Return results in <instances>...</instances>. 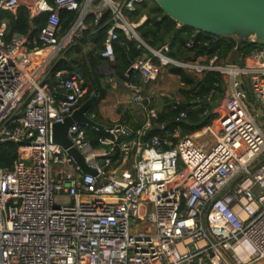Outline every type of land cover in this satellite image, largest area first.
Masks as SVG:
<instances>
[{
    "label": "built area",
    "instance_id": "2783aa9c",
    "mask_svg": "<svg viewBox=\"0 0 264 264\" xmlns=\"http://www.w3.org/2000/svg\"><path fill=\"white\" fill-rule=\"evenodd\" d=\"M143 1L0 0V12L25 7L30 33L38 30L37 39L21 33L6 39V21L0 22V141L14 142L18 153L11 168L0 167V264L264 261V49L251 50L241 63L217 54L206 55V63L175 59L165 53L168 43L152 48L139 36L146 14L129 19ZM63 10L77 13L65 31ZM43 14L37 29L33 20ZM89 16L94 27L110 25L100 52L110 63L118 31L147 49L131 63L145 83L169 65L196 77L219 72L221 96L202 112L209 122L178 139L146 137L142 126L124 140L123 129L104 126L110 136L98 146L74 122L71 146L96 173L83 172L52 141L51 126L80 107L86 81L77 71H58L50 84L49 72L82 36ZM193 44V38L185 43ZM219 87L214 83L206 104ZM140 94L135 87L131 101L141 103ZM86 115L94 120V113ZM148 115L157 118L156 110ZM186 120L184 110L174 117L177 124ZM205 134L212 139H199Z\"/></svg>",
    "mask_w": 264,
    "mask_h": 264
},
{
    "label": "trees",
    "instance_id": "16d2710c",
    "mask_svg": "<svg viewBox=\"0 0 264 264\" xmlns=\"http://www.w3.org/2000/svg\"><path fill=\"white\" fill-rule=\"evenodd\" d=\"M145 12L147 20L137 27V32L142 40L152 48H159L161 45L168 43V51L165 52L168 56L175 59L188 61L195 60L200 56L217 54L218 57L230 58L232 61L237 62L239 58L246 56L249 52L255 48L264 49V45H259L251 40L241 41L237 44V40L232 37H222L212 35L210 33L202 32L194 28L178 25V23L167 16L159 5L154 0H144L142 4L134 12H128L129 19L136 21ZM61 27L62 30H67L75 20L77 13L63 10L60 12ZM108 12L104 15L102 23L106 20ZM46 14L35 18L33 24L37 29L44 25ZM4 20L7 25L6 39L13 33H21L28 35L32 39H37L38 30L30 33V18L28 11L25 7H20L16 14H12L7 11L0 12V22ZM93 16L87 18L88 27L83 31L82 36L75 40L74 46L70 48L64 56L57 59L50 72L49 83H55V73L58 71H77L85 79L87 94L86 98H91L92 93H95L97 97L95 102L88 109L89 112L96 114V122H99L98 107L97 104L104 96L102 91V85L100 76L98 74V64L100 63L101 50L103 49V41L105 39L109 24H106L103 28H97L92 26ZM92 34L94 41L99 45L102 43L99 55L95 56L92 51L87 53V56L71 57L73 52H79V45L83 35ZM194 39V44L191 47H186L185 43ZM93 39V38H92ZM114 57L112 68L115 74L122 78L125 76V72L131 70V63L137 56L142 55L143 49L138 48L135 42H129L126 40L123 32L118 31V39L113 43ZM230 56V57H229ZM240 56V57H239ZM70 57V58H69ZM85 57H88L85 58ZM239 57V58H238ZM72 58V59H71ZM105 59V58H103ZM157 62V60H155ZM129 68V70H128ZM169 71L178 75L180 81L185 85L187 90H182V93L189 98L191 102L186 105L179 104L177 107H170L164 110L161 114H157V118L152 120V128L146 131V137L153 135L166 136L167 133H174L176 129H181L182 134H187L197 130L209 122L211 115L204 117L202 112L205 108H211L212 103L206 104V100L203 98L207 96L212 89L214 83H220V93H222V79L219 72H206L202 77L191 76L183 68L169 65ZM199 100V102H197ZM200 107L196 110L191 108L195 105ZM184 110L187 112V120L177 124L174 122V117ZM120 125L129 126L133 130L132 135L123 134L121 139L130 140L136 131V126L130 125L125 119L120 120ZM105 127H114L116 124L111 122H105ZM163 125V128L159 126ZM141 125L137 126L139 128ZM85 135L90 140L93 146H98L101 138L109 137L110 134L104 129H95L92 127L84 126ZM168 134V135H169ZM170 136V135H169ZM173 138V137H172ZM175 139V138H174ZM17 145L9 140L0 141V167L11 168L13 161L17 157Z\"/></svg>",
    "mask_w": 264,
    "mask_h": 264
},
{
    "label": "water",
    "instance_id": "95a60500",
    "mask_svg": "<svg viewBox=\"0 0 264 264\" xmlns=\"http://www.w3.org/2000/svg\"><path fill=\"white\" fill-rule=\"evenodd\" d=\"M162 11L180 25L222 37H232L237 44L251 40L264 45V0H154ZM237 35V36H234ZM255 36L250 38V36ZM94 97L84 101L79 108L67 116L61 123L51 126L54 142L59 143L71 155L83 172L95 174L84 161L79 150L71 146L68 127L78 122L83 126L103 129L104 125L90 119L86 112L91 107ZM127 135L133 131L127 126L116 125Z\"/></svg>",
    "mask_w": 264,
    "mask_h": 264
},
{
    "label": "crops",
    "instance_id": "0c3cea01",
    "mask_svg": "<svg viewBox=\"0 0 264 264\" xmlns=\"http://www.w3.org/2000/svg\"><path fill=\"white\" fill-rule=\"evenodd\" d=\"M94 38L96 37H93L90 33L83 35L79 45V52H73V54H71V57L87 56V53H89L90 51H92L95 56L99 55L102 43L99 45L97 41H94ZM142 55H146V53L142 52ZM205 56L206 55L200 56L195 60L204 62L206 61ZM85 58L88 59V57ZM238 60L242 61L241 58H239ZM112 65L113 63H110L107 59H103L100 57V63L97 67L98 74L101 80L102 91L104 92V97L101 98L97 104L98 116L100 120L98 123L102 125L105 122H111L118 125L120 120L125 119L130 125L136 126V130L138 129L137 126L139 125H141L140 127L145 126L147 127V130H150L152 128L153 119H150L148 111L150 108H153L156 103L155 100L159 96H171L172 100L169 101V98L166 97V99H163L162 101L163 105L161 108L155 107L157 109L156 111L158 115L161 114L164 110L172 107V105L173 107H177L179 104L186 105L189 102L192 103V101L187 98L184 93H182V90H185V85L180 81L178 75L169 71V66L163 67L157 79L145 83L142 81L138 73L129 70V68V71L125 72L126 74L124 77H118L115 74ZM135 87H139L141 89V103H134L131 101V96ZM176 92H178V94L180 93V95L176 94ZM94 94L95 93H92V96ZM94 96L95 97L93 103L95 102V98L97 97V95L95 94ZM173 96H175L174 100ZM87 99L89 98L85 97L82 102L86 101ZM199 107V105L195 104L191 109L196 110ZM95 119L96 114L94 120ZM127 127L130 128L129 126ZM174 132H177V129ZM261 262L264 263V261H260L257 264H260Z\"/></svg>",
    "mask_w": 264,
    "mask_h": 264
},
{
    "label": "rangeland",
    "instance_id": "374dc122",
    "mask_svg": "<svg viewBox=\"0 0 264 264\" xmlns=\"http://www.w3.org/2000/svg\"><path fill=\"white\" fill-rule=\"evenodd\" d=\"M143 14H145V12H143ZM128 15H130V13L128 14ZM247 40H249V39H247ZM247 40H244V41H247ZM143 49V52H147V49H145V48H142ZM188 61H191V60H188ZM198 62H202V61H198ZM240 62V61H239ZM202 63H206V61H204V62H202ZM185 70V69H184ZM188 74H190L191 76H196L197 75V73L195 72V71H188V70H185ZM184 89L185 90H187V88L186 87H184ZM176 94H178V92H176ZM178 95H180V93L178 94ZM221 96V93H220V90L211 98V102L213 103L214 101H215V98H219ZM166 97H168L169 98V101H171L172 99H171V96H167V95H164V96H159L158 98H156V100H155V105L153 106V108H150V109H152V110H157L156 108L157 107H159V108H161L162 107V105H163V99H166ZM174 97L175 96H173V100H174ZM215 103V102H214ZM214 103L212 104V107H213V105H214ZM156 107V108H155ZM167 107H169V106H167ZM211 107V108H212ZM159 110V109H158ZM252 111L253 112H255L256 110L254 109V108H252ZM157 112V111H156ZM257 121H258V123L259 124H263V120L262 119H260V118H257ZM167 134H169V133H167ZM183 134H182V131H181V129H177V132H174L173 134L171 133L170 134V136L169 135H166V136H169V137H173V138H175V139H178L179 137H181ZM199 139H201V140H210V139H212V137L210 136V135H208V134H205V135H203V136H200L199 137ZM179 169H181V168H179ZM260 264H264L263 262H261Z\"/></svg>",
    "mask_w": 264,
    "mask_h": 264
},
{
    "label": "bare ground",
    "instance_id": "6f19581e",
    "mask_svg": "<svg viewBox=\"0 0 264 264\" xmlns=\"http://www.w3.org/2000/svg\"><path fill=\"white\" fill-rule=\"evenodd\" d=\"M234 36H237V35H234ZM250 38H254L255 39V36L252 35V36H250Z\"/></svg>",
    "mask_w": 264,
    "mask_h": 264
}]
</instances>
